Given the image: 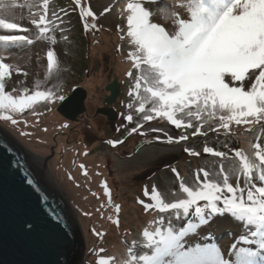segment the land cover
<instances>
[{
    "label": "snow or ice",
    "instance_id": "snow-or-ice-1",
    "mask_svg": "<svg viewBox=\"0 0 264 264\" xmlns=\"http://www.w3.org/2000/svg\"><path fill=\"white\" fill-rule=\"evenodd\" d=\"M18 8L28 10L34 39L15 34L29 31L14 18ZM76 9L86 32L99 31L97 15L84 0H74ZM114 9L122 21L117 26L120 40L130 46L127 76L133 84L128 91L130 114L124 119L132 123L134 110L142 120L128 136H145L141 129L156 119L184 130L173 137L163 129H150L162 133L154 137L156 142L169 145L187 141L188 129L193 136L237 137L238 143L240 136L249 135L243 141L246 147L226 142L227 151H221L203 146L202 153L216 159L210 168L196 169L191 184L169 166L178 181L171 199L157 186L150 190L145 186L146 200L137 203L150 219L112 255H102L103 248L93 249L95 264H264V0H124L118 8L114 0L101 15ZM68 14L65 8L56 9L53 0H0V30L13 33L0 34V49L5 51L0 55V122L27 125L18 119L23 113L38 116L36 105L65 99L55 85L43 88L38 79L28 86L29 74L5 59L11 50L26 49L36 41L55 46L57 33L68 41L64 19ZM154 17L170 21L171 30L154 22ZM59 71L57 54L49 47L43 83ZM13 74L25 80L12 81ZM106 142L113 148L124 143ZM184 152L192 157L202 154L191 148ZM79 167L87 177L85 166ZM102 187L107 201L101 208L114 210L116 218L108 219L118 228L121 205L114 204L106 181ZM217 217H227L237 226L236 233H229L232 242L226 250L213 236L200 240L199 229ZM92 232L103 238V233ZM128 235L126 231L124 236Z\"/></svg>",
    "mask_w": 264,
    "mask_h": 264
},
{
    "label": "rangeland",
    "instance_id": "rangeland-1",
    "mask_svg": "<svg viewBox=\"0 0 264 264\" xmlns=\"http://www.w3.org/2000/svg\"><path fill=\"white\" fill-rule=\"evenodd\" d=\"M84 2L96 13L95 22L99 31L84 30L79 10L73 11L74 0H53L56 9L68 10L69 14L64 19L65 34L68 35L69 40H62L57 33L58 43L55 46L36 41L26 49L8 52L5 62L29 74L26 78L28 86L32 87L34 81L38 79L42 82L43 88L55 85L59 89L57 94L65 98L75 87L84 86L88 90L86 112L77 120H70L58 111V106L62 103L58 100L51 105L44 103L36 105L35 111L40 114L38 116L26 111L18 117L21 121H27V125L23 122L18 126L3 122H0V125L17 139L29 154L43 161L42 165L49 170L55 186L75 213L84 240L85 264H95L98 257L93 254V249L103 248L106 251L102 255H112L124 247L125 238L131 241L136 237L142 226L150 219V215L145 214L141 205L137 203L138 199L146 200L143 196L145 186L150 190L155 185L171 199V193L178 190V181L175 180L169 166L175 167L185 182L191 184L195 170L200 167L210 168V162L216 159L203 154V146L207 145L221 151H227L224 148L226 142L230 147H246L243 141L249 134L240 136L238 143L237 137L225 138L223 134L217 136L215 133L193 136L191 134L193 130L188 129L187 141L169 145L156 142L154 137L162 136V133H153L150 129H163L173 137H178L184 130H177L166 121L156 119L146 123L141 129L146 133L145 136L136 133L128 136L131 127L142 120L134 110L131 111L134 116L132 123L124 119V116L130 114L127 108L130 102L128 91L133 80L127 76V72L131 69V64L126 59L130 46L127 41L120 40V33L117 30V26L122 24V21L115 9L101 15L106 7L114 3V0H84ZM123 2L124 0H116L117 8ZM13 15L16 22L29 29L28 32L15 34L29 35L34 39L36 30L29 22L31 17L28 10L18 8ZM154 22L161 23L166 29L171 30L170 21L154 17ZM81 24L83 32L79 33L76 29ZM0 34L13 33L0 30ZM49 47H53L57 54L60 71L58 76H54L44 84L46 51ZM0 55H5V51L0 49ZM114 77H118L122 89L115 104L120 114V120L115 125L114 122L109 124L106 118L95 114L96 109L105 103L104 98L108 93L105 89L106 84ZM11 79L20 81L25 80V77L13 74ZM50 111L51 114L53 112L57 114L56 120L54 115H49ZM64 124L68 127H61ZM21 132L29 135H21ZM108 140H123L124 143L113 148L106 142ZM147 141L153 142L149 144ZM185 148L194 149L202 154L200 157L189 156L184 152ZM85 152L87 155L84 154ZM81 164L87 170V177L79 167ZM69 174L72 179H69ZM105 181L111 191L114 204L121 205L118 228L108 219L109 216L116 218L114 210L101 208V205L107 201L102 187V182ZM93 193L97 195L94 196ZM125 201L130 205L129 208L125 206ZM97 209L100 211L98 212ZM220 219L222 218L217 217L209 222L208 225L216 223V226L204 230L200 240H208L209 236H213L226 250L232 242L229 233H236L237 226L232 224L233 221L230 219L227 224L221 225L218 221ZM92 229L103 233V238L94 235ZM126 231L130 233L127 237L124 236Z\"/></svg>",
    "mask_w": 264,
    "mask_h": 264
},
{
    "label": "water",
    "instance_id": "water-1",
    "mask_svg": "<svg viewBox=\"0 0 264 264\" xmlns=\"http://www.w3.org/2000/svg\"><path fill=\"white\" fill-rule=\"evenodd\" d=\"M105 89L106 104L95 114L116 121L118 77ZM87 96L84 86L75 87L58 111L77 120L87 110ZM84 255L83 235L72 207L27 151L0 127V264H84Z\"/></svg>",
    "mask_w": 264,
    "mask_h": 264
},
{
    "label": "bare ground",
    "instance_id": "bare-ground-1",
    "mask_svg": "<svg viewBox=\"0 0 264 264\" xmlns=\"http://www.w3.org/2000/svg\"><path fill=\"white\" fill-rule=\"evenodd\" d=\"M49 115H51V116H55V118H54V120H56L57 119V114L55 113V112H53L52 114H51V111H50V114ZM50 116V117H51ZM0 127L5 131V132H8L6 129H4L1 125H0ZM8 134L10 135V132H8ZM16 142H18L21 146H22V144L15 138V137H13L12 135H10ZM23 148V147H22ZM28 153V152H27ZM29 154V153H28ZM30 156H31V158L35 161V163L38 165V167L40 168V170L43 172V174L46 176V178L49 180V182L52 184V186L55 188V190L58 192V193H60V191H59V189L54 185V183H53V181H52V179H51V176H50V172H49V170L48 169H46V167H44L43 165H42V162L43 161H41L40 159L38 160L37 158H35L33 155H31V154H29ZM125 206L127 207V208H129L130 207V205H127V201H125ZM75 214V213H74ZM148 216V215H147Z\"/></svg>",
    "mask_w": 264,
    "mask_h": 264
},
{
    "label": "trees",
    "instance_id": "trees-1",
    "mask_svg": "<svg viewBox=\"0 0 264 264\" xmlns=\"http://www.w3.org/2000/svg\"><path fill=\"white\" fill-rule=\"evenodd\" d=\"M81 26H82V24L80 25V27L78 29H76L79 33L83 32V27H81ZM218 221L220 222L221 225H224V224H227L229 222V218L224 217ZM230 221H232V220L230 219ZM232 224H234V223H232ZM214 226H216V223H210V225L202 226L201 229H199V232L203 233L204 230L214 228Z\"/></svg>",
    "mask_w": 264,
    "mask_h": 264
},
{
    "label": "flooded vegetation",
    "instance_id": "flooded-vegetation-1",
    "mask_svg": "<svg viewBox=\"0 0 264 264\" xmlns=\"http://www.w3.org/2000/svg\"><path fill=\"white\" fill-rule=\"evenodd\" d=\"M105 104H106V103L102 104L101 106H104ZM116 108H117V107H116ZM119 116H120V114H119ZM98 117H104V118H106V120H107V117H106L105 115H102V114H101V115H98ZM119 120H120V117H119ZM119 120H117V121H113V122H114V125L117 124V122H118ZM107 121H108V120H107ZM111 122H112V121H108L109 124H112Z\"/></svg>",
    "mask_w": 264,
    "mask_h": 264
}]
</instances>
